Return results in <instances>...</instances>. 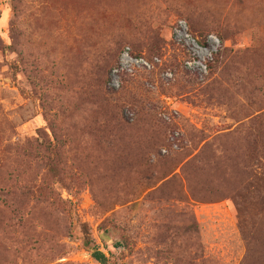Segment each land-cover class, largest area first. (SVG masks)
Returning <instances> with one entry per match:
<instances>
[{
  "label": "rangeland",
  "instance_id": "rangeland-1",
  "mask_svg": "<svg viewBox=\"0 0 264 264\" xmlns=\"http://www.w3.org/2000/svg\"><path fill=\"white\" fill-rule=\"evenodd\" d=\"M23 187L0 264H264V0H0V189Z\"/></svg>",
  "mask_w": 264,
  "mask_h": 264
},
{
  "label": "built area",
  "instance_id": "built-area-1",
  "mask_svg": "<svg viewBox=\"0 0 264 264\" xmlns=\"http://www.w3.org/2000/svg\"><path fill=\"white\" fill-rule=\"evenodd\" d=\"M178 29H182L179 28ZM184 35L183 38L185 40L184 42V46L186 47L187 53L189 54L190 58L194 63V60H197V66L199 67V69H202V64H201V60H205L206 58H208L211 55V50L207 47V46H203L200 45L197 41H195L194 39L190 38L189 35H187L186 33L182 34ZM211 47L214 46L216 43L215 41L211 40ZM122 64L124 68H130L131 66H133V64H137L143 67H148L147 63H144L143 60L140 59H133L129 53L128 50H124L123 54H122ZM110 85H114V82H112Z\"/></svg>",
  "mask_w": 264,
  "mask_h": 264
},
{
  "label": "trees",
  "instance_id": "trees-1",
  "mask_svg": "<svg viewBox=\"0 0 264 264\" xmlns=\"http://www.w3.org/2000/svg\"><path fill=\"white\" fill-rule=\"evenodd\" d=\"M26 190H27V187H23V188H20L18 190H11V189L4 190V189L1 188L0 189V193H1V195L3 197H6V198L11 199L12 197H10V196H12L13 193H15V192H21L22 194H24V192ZM91 257L98 264H106V258H105V256L101 252H99L98 250H96V249H92Z\"/></svg>",
  "mask_w": 264,
  "mask_h": 264
}]
</instances>
